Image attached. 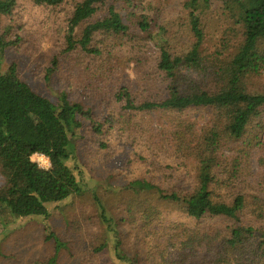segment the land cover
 <instances>
[{"label":"trees","instance_id":"obj_1","mask_svg":"<svg viewBox=\"0 0 264 264\" xmlns=\"http://www.w3.org/2000/svg\"><path fill=\"white\" fill-rule=\"evenodd\" d=\"M109 1L33 0L37 6L69 8L66 51H78L90 62L102 60L93 68L94 80L111 73L106 60L124 47V37L143 42L141 53L154 55L165 97L141 99L121 85L110 93L92 90L96 108L92 101L86 107L71 101L64 91L52 103L10 64L0 73V216L47 219L50 205L81 194L67 165L77 140L84 141L85 153H99L109 150L117 137H149L146 120L151 113L205 109L211 113L208 125L196 128L178 120L158 131L159 142L170 146L171 160L163 163L151 152L149 165L125 185L126 222L137 242L134 257L124 253L116 224L94 199L112 234L115 258L124 264H264V169L255 178L257 193L246 194L251 151L264 150V122H254L264 113V93L250 89L253 78L264 73V0H222L229 24L213 51L204 47L198 0L186 2L187 28L173 23L171 33L176 35L170 40L151 32L149 14L131 13L136 19L129 25L127 15L107 6ZM131 1L126 0L128 6ZM15 5L16 0H0V15L11 16ZM179 42L188 44L183 53L177 52ZM13 43L0 39V57ZM145 55L136 61L144 64ZM68 79L66 88L72 90ZM231 144L237 146L232 149ZM35 154L48 159L47 169L31 160ZM189 161L197 168L192 181L182 170Z\"/></svg>","mask_w":264,"mask_h":264},{"label":"rangeland","instance_id":"obj_2","mask_svg":"<svg viewBox=\"0 0 264 264\" xmlns=\"http://www.w3.org/2000/svg\"><path fill=\"white\" fill-rule=\"evenodd\" d=\"M187 1L132 0V6H128L126 0H110L107 6L112 5L123 16L127 15L129 25L136 19L131 13L136 16L149 14L148 17L152 18L151 32H161L162 37L170 40L173 39L170 38L173 23L180 24L181 30L187 28L188 18L184 8ZM69 13V8L37 6L33 0H16L11 16L0 15V39L15 42L0 57V73L6 72L10 64H15L21 80L52 103L64 91L71 101L81 102L85 107L92 101V107L96 108L95 97L90 94L92 90L110 93L121 85H127L132 94L141 99L165 97V84L155 69L154 55L142 54L145 44L128 41L125 37L124 47H117L115 57L106 60L112 65L111 73L105 80H94L93 68L96 69L102 60L90 62L87 57H79L78 51H66L65 33ZM197 14L204 23V47L213 51L223 28L229 24L223 15L222 0H198ZM104 15L105 12L99 17ZM80 32V28L75 31L76 38H79ZM103 38L98 37L95 43L100 45ZM177 47V52L183 53L188 44L179 42ZM141 55H145L144 64L136 61ZM87 62L90 63L88 74L85 71ZM49 69L53 71L49 73ZM67 79L73 83L72 90L66 88ZM250 89L264 93L263 72L260 77L253 78ZM178 120L200 128L210 123L211 113L205 109H191L180 114L151 113L146 120L149 137L136 136L130 141L117 137L112 139L109 150L99 153H85L84 141L77 140L67 165L81 185V194L50 205L47 219H13L1 214L0 264H124L115 258L113 237L100 218L95 198L104 207L107 217L116 224L124 253L130 258L134 257L137 242L126 222L125 205L129 194L125 185L133 175L149 165L151 152H156L163 163L171 160L170 146L161 144L156 135L169 126V122ZM258 120L264 122V113L254 122ZM260 138L264 141V129ZM236 146L231 144L232 149ZM31 160L42 168L49 166L47 160L39 155H33ZM248 165L251 176L246 180V194L254 195L259 186L255 178L264 169L262 148L251 151ZM154 170L157 168H153V173ZM182 170L192 181L196 175V164L189 161ZM1 183L0 175V186ZM187 188L190 190L189 184ZM260 194L263 196V192ZM224 196L222 193V198L226 200Z\"/></svg>","mask_w":264,"mask_h":264},{"label":"built area","instance_id":"obj_3","mask_svg":"<svg viewBox=\"0 0 264 264\" xmlns=\"http://www.w3.org/2000/svg\"><path fill=\"white\" fill-rule=\"evenodd\" d=\"M35 155H38V154H35ZM39 157H42V158H44L45 160H47L46 162H48V164H49V161H48V159L46 158V157H44L43 155H39ZM37 164V163H36ZM38 165V164H37ZM39 166V168H42L40 165H38ZM49 167V166H48ZM42 169H45V168H42ZM47 169V168H46Z\"/></svg>","mask_w":264,"mask_h":264}]
</instances>
